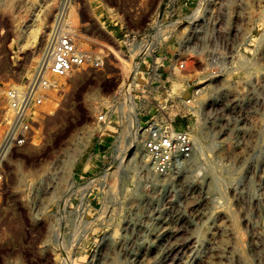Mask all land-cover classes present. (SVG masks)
I'll return each mask as SVG.
<instances>
[{
	"label": "rangeland",
	"instance_id": "obj_1",
	"mask_svg": "<svg viewBox=\"0 0 264 264\" xmlns=\"http://www.w3.org/2000/svg\"><path fill=\"white\" fill-rule=\"evenodd\" d=\"M66 2L67 23L82 46L103 53V65L45 89L28 140L0 158V264H95L113 230L128 249L113 252L117 263L135 264L141 236L170 210L205 240L227 216L231 232L219 239L233 248L219 264H264V0H0V118L15 114L11 91L27 87L24 70L45 53ZM151 25H170V128L188 132L193 149L194 134L214 137L198 161L164 174L147 169L137 149L141 118L136 138L125 122L111 137L102 127L112 114L122 119L116 94L129 63L120 41ZM225 169L233 172L218 187ZM198 195L201 220L189 210ZM204 243L198 254L207 256Z\"/></svg>",
	"mask_w": 264,
	"mask_h": 264
},
{
	"label": "built area",
	"instance_id": "obj_2",
	"mask_svg": "<svg viewBox=\"0 0 264 264\" xmlns=\"http://www.w3.org/2000/svg\"><path fill=\"white\" fill-rule=\"evenodd\" d=\"M55 27L45 69L36 70L20 95L11 91L15 114L7 128L4 147L28 140L31 109L42 105L44 90L55 85L46 72L66 77L86 64L94 68L103 65V53L80 45L68 23L59 18ZM124 37L120 42H124L122 47L127 57L134 59L135 66L126 83L117 90L118 109L122 105L132 106L135 115L141 118L139 140L148 165L155 173L164 174L170 166L190 158L194 143L188 132L170 128V25H151L143 33H127ZM100 118L104 119V115L100 114Z\"/></svg>",
	"mask_w": 264,
	"mask_h": 264
},
{
	"label": "bare ground",
	"instance_id": "obj_3",
	"mask_svg": "<svg viewBox=\"0 0 264 264\" xmlns=\"http://www.w3.org/2000/svg\"><path fill=\"white\" fill-rule=\"evenodd\" d=\"M62 10H63V14H62L63 18L60 17L59 18L64 22V24H66L69 21V17H70L69 4L67 2L64 4ZM48 48L41 57L39 58L37 57L38 59L36 60L35 58L32 59L29 65L26 66L24 70V74L26 75V77H28L29 80L33 79L36 75L35 71L32 72L34 66L37 64L36 62H39L36 70L40 68H42V70L45 69L46 61H47L46 53L48 51ZM125 58L123 57L122 59L128 61L127 63L129 64L132 61L134 64L133 67L135 66L134 59L132 60L131 58H126V59ZM129 64H125V72L129 73L130 75V72H128L130 70ZM51 80L58 85H60L63 81L62 76H58V75H53V77H51ZM173 83L176 89L178 90L184 89L181 81L174 79ZM25 87L23 89H25ZM45 104H46L44 105L45 108L43 107L44 109L50 108L51 105L49 104V102H46ZM12 110L14 114V109L12 108ZM120 112L122 113L121 115L122 119H119L118 115L112 114L110 119L105 124H103L102 127L105 131V135L107 137L113 136L112 134L117 128V126H121V122L122 124L123 122H125V127L127 128V131L133 134V138H136L135 133L137 130L138 119L135 116L134 109L132 108V106L125 107L124 105H122V107L120 108ZM10 117H11V113L9 110H6L1 115L0 138L4 132V128L6 127V124L8 123ZM9 123L7 125V128L9 126ZM7 128L4 133L3 141L0 145V158L6 154V151H8V148L4 147V138L7 132ZM117 136L120 137L119 135ZM194 138H195L194 149L193 152L191 153L192 154L191 157L186 161V163H191L194 162L195 160L198 161L200 158L199 157L200 149L202 147L209 148L210 147L209 145L214 141V137L212 136V134L204 130H201V134L199 138L195 134H194ZM138 148H140L142 151V161L144 162V166L147 167V169L150 168V166L148 165L146 155L143 151L142 144H139L137 146V149ZM232 172L233 171L231 169H225L221 171L220 175L215 178V182L218 185V187L221 186V182L223 181L222 174L224 173L225 175L229 176ZM202 188H203L202 185H198L196 183L191 187V190L200 192ZM203 208H204V199H202V196L198 195V197L195 200H193L189 206L190 214L194 217H198L201 220V218H203V213H204ZM169 217L168 215H161V214L156 216L155 218L156 226L151 228L150 230L147 229L148 233L146 232L144 235L141 236V240H142L141 245L139 249L133 253L134 256L133 260L135 264H148L151 259H152L151 261L153 262H159V263L168 262L169 264H219L220 258L223 255L222 252L230 253L232 251L233 244L230 241L223 242L219 239V236L223 235L224 233L229 235L231 232V227H230L229 219H227L228 218L227 216L226 219H223L220 222L215 223L214 225L215 231L213 235L210 236L209 239L207 240H205V237L196 230L195 225H192V222H190V220L184 213H181L178 210H170ZM103 239H104V245L103 248L97 252L95 258V264H102L103 262L106 261L109 262V263L107 262L108 264H118L116 257L113 255L114 254L113 252L126 254L128 250L126 245V240L122 236L117 237V234L114 230L108 232ZM204 242L207 243L206 244L207 252H209L207 256L198 254L200 245L203 244ZM185 251L191 252L190 259H183V255Z\"/></svg>",
	"mask_w": 264,
	"mask_h": 264
}]
</instances>
